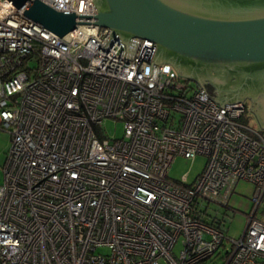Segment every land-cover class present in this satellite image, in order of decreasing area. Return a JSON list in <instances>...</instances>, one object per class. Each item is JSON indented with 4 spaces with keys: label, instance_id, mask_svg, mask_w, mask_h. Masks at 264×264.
Here are the masks:
<instances>
[{
    "label": "built area",
    "instance_id": "1",
    "mask_svg": "<svg viewBox=\"0 0 264 264\" xmlns=\"http://www.w3.org/2000/svg\"><path fill=\"white\" fill-rule=\"evenodd\" d=\"M41 1L96 15L92 0ZM29 4L0 0V264H200L221 247L225 264H264V135L247 104L220 106L168 63L150 75L152 40L125 45L95 23L59 36ZM107 118L122 138H107ZM178 155L206 157L194 181L169 177ZM240 180L252 206L231 239L210 206L231 210Z\"/></svg>",
    "mask_w": 264,
    "mask_h": 264
},
{
    "label": "water",
    "instance_id": "2",
    "mask_svg": "<svg viewBox=\"0 0 264 264\" xmlns=\"http://www.w3.org/2000/svg\"><path fill=\"white\" fill-rule=\"evenodd\" d=\"M12 1L19 8L30 2L25 15L59 36L77 23H95L125 45L133 37L152 40L150 75L153 63H168L222 107L252 98L250 112L264 129V0H92L96 15Z\"/></svg>",
    "mask_w": 264,
    "mask_h": 264
},
{
    "label": "rangeland",
    "instance_id": "3",
    "mask_svg": "<svg viewBox=\"0 0 264 264\" xmlns=\"http://www.w3.org/2000/svg\"><path fill=\"white\" fill-rule=\"evenodd\" d=\"M193 83L197 85L194 81ZM244 121L253 125L254 127L261 129L255 115L250 111ZM101 127L109 139L122 138L124 136L125 125L121 120L107 118L103 120ZM261 132L264 135V129H261ZM10 145V134L0 129V184H2L4 181L3 167ZM206 160L207 159L204 155H198L194 159L178 155L172 161L168 170V175L171 179L177 181H180L182 177L186 175L188 181L192 182L204 169ZM253 189L254 186L252 182L240 180L235 188V192L231 195L229 200V206L231 210L219 205L210 206L212 213L217 214L220 217H226V235L231 239H238L244 232L247 224L246 213L250 212L252 206L251 198L253 195ZM232 208L237 210V212H233ZM228 243V250H231V242L228 241ZM179 248L180 245L178 244L175 247V251H178ZM225 253L226 249L221 247L211 258L200 264H225Z\"/></svg>",
    "mask_w": 264,
    "mask_h": 264
},
{
    "label": "flooded vegetation",
    "instance_id": "4",
    "mask_svg": "<svg viewBox=\"0 0 264 264\" xmlns=\"http://www.w3.org/2000/svg\"><path fill=\"white\" fill-rule=\"evenodd\" d=\"M244 102L247 104L248 110L250 111V108L252 107L253 102H254L253 99L252 98H246Z\"/></svg>",
    "mask_w": 264,
    "mask_h": 264
}]
</instances>
